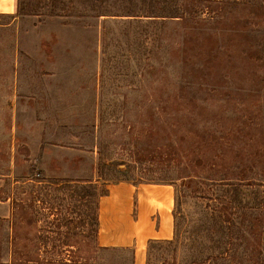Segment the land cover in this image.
Listing matches in <instances>:
<instances>
[{
  "label": "rangeland",
  "instance_id": "1",
  "mask_svg": "<svg viewBox=\"0 0 264 264\" xmlns=\"http://www.w3.org/2000/svg\"><path fill=\"white\" fill-rule=\"evenodd\" d=\"M193 160L206 181L264 180V0H20L0 14V264H162L149 242L172 238ZM124 182L171 187L169 238L104 248L125 246L100 240L101 203L119 223L145 211ZM202 205L182 197L186 221Z\"/></svg>",
  "mask_w": 264,
  "mask_h": 264
},
{
  "label": "trees",
  "instance_id": "2",
  "mask_svg": "<svg viewBox=\"0 0 264 264\" xmlns=\"http://www.w3.org/2000/svg\"><path fill=\"white\" fill-rule=\"evenodd\" d=\"M19 10L17 0L16 12ZM172 158L181 159L175 151ZM211 164L216 166L215 161ZM192 168L195 175L177 177L172 238L150 241L148 251L155 244L165 247L170 257L162 264H264V180L257 184L254 178L233 180L227 176L206 181V173L199 172L203 169L199 161ZM213 185L222 187L223 193ZM187 196L204 204L195 224L186 221L181 211V199ZM104 248L123 251L128 247Z\"/></svg>",
  "mask_w": 264,
  "mask_h": 264
},
{
  "label": "crops",
  "instance_id": "3",
  "mask_svg": "<svg viewBox=\"0 0 264 264\" xmlns=\"http://www.w3.org/2000/svg\"><path fill=\"white\" fill-rule=\"evenodd\" d=\"M17 0H0V14L12 15L16 13ZM141 187V188H140ZM140 187L129 185L124 182L119 185V191L124 189V195L129 199L130 196L137 192L140 197L145 198L144 202V213L140 214V224H132L129 220H124L123 223H119L117 217L120 214L119 206L109 207L108 211L102 207V203L99 208V238L102 240L103 245L107 246L109 244L120 245L128 247L133 245L138 239L143 240L151 238H169L171 235V201H172V189L169 185H140ZM112 193V192H111ZM103 197V196H101ZM106 197V196H104ZM146 208V209H145ZM156 215L159 219L158 227L155 226V222L152 223L148 218L147 214L151 212ZM147 219V227L143 226V221ZM128 218V216H127ZM155 219V218H154ZM108 223H113L115 229L114 235H109L106 232ZM142 224V225H141ZM122 227L125 229L121 233ZM118 231V233H116ZM136 260L139 264L143 262L142 253L136 255Z\"/></svg>",
  "mask_w": 264,
  "mask_h": 264
}]
</instances>
